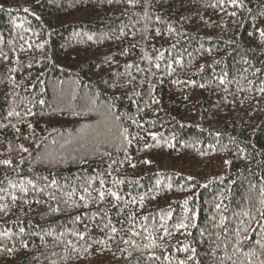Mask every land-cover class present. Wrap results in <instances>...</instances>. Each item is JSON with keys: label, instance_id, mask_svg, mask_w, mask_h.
Wrapping results in <instances>:
<instances>
[{"label": "trees", "instance_id": "16d2710c", "mask_svg": "<svg viewBox=\"0 0 264 264\" xmlns=\"http://www.w3.org/2000/svg\"><path fill=\"white\" fill-rule=\"evenodd\" d=\"M261 30L264 0H0V264H264Z\"/></svg>", "mask_w": 264, "mask_h": 264}, {"label": "snow or ice", "instance_id": "6c2138e0", "mask_svg": "<svg viewBox=\"0 0 264 264\" xmlns=\"http://www.w3.org/2000/svg\"><path fill=\"white\" fill-rule=\"evenodd\" d=\"M25 11H27V9H25ZM260 36L262 38H264V30H261L260 31ZM4 163L5 164H9L10 162L9 161H4ZM101 184H103V181H101ZM85 191H87V189ZM88 194L91 195V193H88ZM109 195H111L112 197H114L117 200L120 199V197L117 195L116 192H109ZM99 197H100V199L102 201L104 199V197H105V192L104 191H100L99 192ZM81 199H84V197L82 196ZM87 206H88L87 203H85L84 207H87ZM261 215L264 216V213H262ZM76 219L79 220L80 218L77 217ZM181 227H187V225L186 224H182ZM261 227L264 228V225H261ZM253 231H255V229H253ZM112 232L115 233L116 232V229L115 228H112ZM79 238L80 239H83L84 237H83V235H80ZM192 252L194 253L195 252V249H192ZM182 264H183V262H182Z\"/></svg>", "mask_w": 264, "mask_h": 264}]
</instances>
